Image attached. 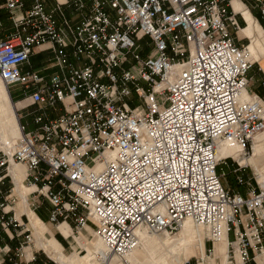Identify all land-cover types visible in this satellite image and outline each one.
I'll use <instances>...</instances> for the list:
<instances>
[{"label": "built area", "instance_id": "obj_1", "mask_svg": "<svg viewBox=\"0 0 264 264\" xmlns=\"http://www.w3.org/2000/svg\"><path fill=\"white\" fill-rule=\"evenodd\" d=\"M234 1L72 0L74 24L62 4L0 0L12 24L0 38V80L58 112L36 116L32 132L20 123L13 150L0 148V264L38 263L29 219L17 218L16 164L35 187L29 208L47 201L49 222L92 227L105 257L125 259L140 228L174 235L186 220L206 226L213 244L226 225L228 264L264 254V186L250 165L217 156L227 144L247 157L264 133V101L247 90L256 61L232 32L244 20ZM249 2L264 23V0ZM45 44L57 68L48 79L24 71ZM229 160L245 194L223 182Z\"/></svg>", "mask_w": 264, "mask_h": 264}, {"label": "crops", "instance_id": "obj_2", "mask_svg": "<svg viewBox=\"0 0 264 264\" xmlns=\"http://www.w3.org/2000/svg\"><path fill=\"white\" fill-rule=\"evenodd\" d=\"M26 2L30 3V7L25 8V10L30 9L32 6V0H25V3ZM43 2L45 3V6H46L48 11H52V10L56 9V7L59 4H62L63 9H64L65 14H66V17L68 19H70L71 22L74 24H76L80 19L79 13L74 11L72 9V7L69 5L70 2H72V0H43ZM246 6H247V8H246ZM234 7H235L236 11L242 12L244 20H245L244 21L242 19V17L239 16V22L241 24V31H239V32L232 31L233 35L235 36L236 43L239 46L249 45L248 47H249L251 53L253 54L252 55L254 58L253 61H256V63L254 64V66L252 67V69L248 73L249 85H248L247 90L249 93L258 95L264 101V23L262 22V20L260 18V14H259L258 10L253 9L251 7L249 0H235L234 1ZM248 9H249V11H248ZM256 11H257V14H255L256 15L255 16L253 13H255ZM57 16L61 20V17L59 15H57ZM3 18H4V20H0L3 23V29H2L3 32H2V36L0 38H6L7 35L12 31V24H11L10 20L7 18L6 15L3 16ZM5 23L8 26H6ZM51 46H52L51 44H45V45H42L40 47H36L34 49V53L31 56V60H30L31 64H30V66L26 65L24 67V71L36 70V71H39L41 73V75L44 76L45 78H47V79L50 78V76L57 70V68L54 66V51L51 49ZM45 54L49 55L48 64L41 66V64H39V63L38 64L33 63L34 59H38ZM20 95L21 96H19L17 99H13L12 98V90H10L11 100H12L13 104H15V106H17L16 112H17V115L19 117V123L25 125L27 128V131L32 132V131L37 130L38 126L35 124L34 119L36 116H38L42 112H45L49 116V118H51V119L56 118L58 116V112H55L49 108L41 110L40 109L41 107L39 105H32V104H30L29 99H24L26 96L23 93L20 92ZM23 111L27 112L28 117H33V122L30 120H25L26 118H24L22 115ZM32 126H34L35 128H32ZM16 138H17V135H16L15 130H14V125L10 124L8 127V139L13 140ZM255 141H257V143H261V145L264 144V138H262L260 136H257ZM223 151L225 152V153L222 152L224 157L228 156V155L234 157V155L236 153H238V150H236V149H227L226 148V149H223ZM229 151H233L234 154H228ZM16 167L17 166L14 165L11 168L10 175L13 178V182H14L16 190H17L15 176L12 174V170ZM20 168H21V171L17 172V176L20 175V177L22 179V181H21V183H22L21 192L26 197L25 198L26 206L24 207L23 205H21L22 199H21V197H19V202L17 203V207H16L17 215L19 217L22 214L26 215L29 219V222H30V217L27 213V211H30L43 223V225H47L46 223H49L51 206L47 201H43L42 205L40 207H37L35 211H33L32 209L29 208L28 195L33 190H35V187H24L23 180L25 178V168L23 166ZM253 168H255V167L253 166ZM57 228L59 230L58 231L59 234L62 237L66 238L69 242L71 241L73 244L80 237L87 238V236L84 234H82L80 237H76L73 234L74 231L72 229V224H69L66 222H61L58 224ZM82 232H86V233L90 232V234L93 235L94 230L92 227H88ZM183 233L187 236H193L195 234L200 235V230L196 229L194 226L190 225V227L183 230ZM227 237H228V239H227ZM227 237L224 236L222 241L214 244V250H215L216 254H218V255L225 254L226 255V253H227L226 252L227 251V240L231 239L230 235H228ZM184 241H185L184 239H180L179 241H177V243H183ZM167 242L172 243V241L169 239L162 241V243H167ZM56 243L59 245V247L61 246L60 243H58V242H56ZM148 243H151L150 240H148V238L143 239L142 240V245H143L142 248H145ZM12 245L14 247H16L17 244H16V242H13ZM206 247L207 246L205 245V243L201 242V244L194 250V254H197L199 256V258L204 259V257H205L204 251L207 250ZM142 248L139 247V249H137L133 252L134 254L132 255V258L130 259L131 263L132 262H134V264H140L141 263V261L136 259L137 256H135V254L142 253L141 252ZM142 254L144 255V253H142ZM40 256H42V255H38V263L37 264H43L45 262V258H46V257H44L45 255L42 256V257H44L43 262L40 261V258H39ZM144 258H145V256H144ZM185 262H188V260H186ZM114 263L115 262H112L111 264H114ZM252 264H264V254L258 256L256 258V260H254L252 262Z\"/></svg>", "mask_w": 264, "mask_h": 264}, {"label": "rangeland", "instance_id": "obj_3", "mask_svg": "<svg viewBox=\"0 0 264 264\" xmlns=\"http://www.w3.org/2000/svg\"><path fill=\"white\" fill-rule=\"evenodd\" d=\"M29 7H30V3L26 2V8H29ZM4 14L5 12L1 14L0 20H4L3 18V16H5ZM253 14L254 15L257 14V11ZM2 32L3 30L2 28H0V37L2 36ZM146 41L147 39H145L143 42L145 43ZM48 58H49V55L45 54L38 59H34L33 63L34 64L39 63L41 64V66H43V65L48 64L49 62ZM251 58L254 59L253 56H251ZM11 90H12L13 99H17L19 96H21L20 87H14ZM127 102L132 107H135L139 104V102L136 100L135 97H133V99H127ZM22 115L24 118H26L25 120H30L33 122V117H28L27 112L23 111ZM32 128H35V127L32 126ZM259 136L264 138V134L259 135ZM0 148H2L1 144H0ZM260 148H261V143H257V141H255V147L248 156H250L251 154L253 155L255 152H258ZM222 152L225 153L224 151ZM222 152L219 155V158L224 157ZM257 157L264 158V154L262 150L260 151ZM232 161L231 160L228 161L229 165H231V169L225 168L227 176L224 177L223 182L227 187L235 190L236 192L245 194L246 193L245 187H242L237 184L236 176L232 173V169L236 167V164L234 167H232V163H233ZM246 165H250L252 168L254 166L250 162ZM259 165L261 167V171H264V160H259ZM253 170H256V167L253 168ZM255 173H256L255 177H257L260 184L264 186V183L261 182V178L258 175L257 170L255 171ZM245 174L246 176L248 175V178L250 177L253 178L252 183H253V186L256 187L257 185L256 179L253 176L252 170L247 168ZM17 202H19V199ZM46 224L47 225H43V239L37 240V241L35 240L36 249L39 251L38 255H42V256L45 255L44 256L46 257L45 261H48V258H47L48 256L41 249V242L44 239L54 240V241L56 240V242L60 243L61 245L60 250L68 258L67 260H71L73 264H102L97 257L98 248L100 249L102 244L100 245V241L98 240V237L96 236L95 232L93 233V235H91L90 232L88 233L81 232L80 234H77L76 232L73 233L76 237H80L82 234H84L88 238L87 239L85 237L84 238L80 237L77 240L75 239L76 241L73 244L71 241L69 242L66 238L62 237L59 234L58 232L59 230L57 228L58 224L51 223V222L46 223ZM188 226L190 227V225ZM193 226L196 229L200 230V235L195 234L193 236H187L183 233L184 229L179 230L174 235L152 234V233L150 234V232H148L147 230H143V232L146 233V236L144 239L148 238V240H150L151 243H148L145 248H142L143 245L141 241V243L134 249V251L139 249V247H141L142 248L141 252L144 253V255L142 253H137L135 254V256H137L136 259L141 261L140 264H181V262L183 261L185 262L186 260H188V263L190 262V264H227V261H226L227 253L226 255L225 254L218 255L216 254L215 250H213L214 244L211 240H208L207 228L198 227L194 224ZM57 236L60 237L62 241H60L57 238ZM230 238L231 239L233 238V233H230ZM166 239L171 240L172 243H168V242L162 243V241ZM180 239H184L185 241L183 243H177V241H179ZM201 242H204L205 245L207 246L206 247L207 250L204 251L205 252L204 260L199 258L197 254H194V250L201 244ZM213 251H214V256H213ZM133 252L129 255V257L127 258V261L124 262V261L114 260L113 261L115 262L114 264H134V262L131 263V260H130L132 258V255L134 254ZM42 256L39 257L41 262H43L44 260V257ZM84 256H86L87 258L81 259V257H84ZM177 258H179V260L182 258V261L180 260L181 262H178ZM48 262H49L48 264H58L55 261H53L51 258Z\"/></svg>", "mask_w": 264, "mask_h": 264}, {"label": "bare ground", "instance_id": "obj_4", "mask_svg": "<svg viewBox=\"0 0 264 264\" xmlns=\"http://www.w3.org/2000/svg\"><path fill=\"white\" fill-rule=\"evenodd\" d=\"M248 49H249V47H248ZM249 52H250V57H251L252 53H251L250 49H249ZM247 96H248V94L245 91L244 95H243V98H247ZM16 107L17 106H15V104H13V102L11 100L9 89L0 80V144L2 145V148L5 149L6 151H12L13 148H14V145H16V143L18 142L19 138L21 137L20 123H19V117H18L17 112H16ZM10 124L14 125V130H15V133L17 135V138L13 139V140H9L8 139V127H9ZM262 134H264V133H261L259 135H262ZM259 135H257V136H259ZM256 137L254 138L253 149L255 147V139H256ZM226 148L227 149H236V150H238V153H236L234 155L235 158L233 156H230V155H228V156L233 157L241 165H246L249 162L251 164H253L256 167L257 173H258V175L261 178V182L264 183V171H261V167L259 165V160H264V158L263 157H259V158L257 157L261 150H262V152L264 154V144L261 145V148H260V150H258V152H255L253 155L251 154L252 156L250 155V156H247V157L242 156L243 152L240 151L237 147H230L227 144H223L222 146H220L218 148L217 156L219 157V155L221 154L223 149H226ZM228 154H234V153H233V151H229ZM225 157H227V156H225ZM16 166L17 167L12 170V174L15 176V181H16V185H17V190H16V187H15L14 193L17 194L19 197H21V199H22V201H21L22 204L21 205H23L25 207L26 206V201H25L26 197L21 192V189H22L21 181H22V179H21L20 175L17 176V172L21 171L20 167L23 166L25 168V166L21 165V164H16ZM102 167H103V165H99L96 168V170H99ZM24 187H31V186H26L24 184ZM27 213H28V215L30 217V228L33 231V236H34L35 240L37 241V240L43 239V223L33 213H31L30 211H27ZM17 218L20 219V217L18 215H17ZM193 224L194 223L191 220H186L184 222V224L182 225L181 229L182 230L183 229H187L189 227L188 225H192L193 226ZM194 225H196V224H194ZM196 226L207 228L204 225H196ZM143 230H147V229L146 228H140V229H138L136 231V237H137L136 245L131 250V252L125 257V259H122V260H119V259H116V258H112L111 256L110 257H105V255H106L105 244H104L103 240L98 237V240L100 241V245L102 244V246H101L102 249L98 248V251H97V257H98V255H100L102 257V259L98 258L99 261L102 264H111L114 260H119V261H124V262L127 261V258L129 257V255L134 251V249L141 243V241L146 236V233H144ZM150 234H151V232H150ZM152 234H156V233H152ZM163 234H165V233H163ZM167 235H170V234H167ZM224 236L227 237L228 235H227V227L223 223V224H221L220 236H219L218 239H216L214 241V244L222 241ZM227 239H228V237H227ZM228 243H229V240H227V255H226L227 264H228V260H227L228 259L227 258L228 257ZM41 249L44 251V253L49 258H51L53 261H55L58 264H73L71 262V260H67L68 258L62 253V251L60 250L59 245L54 240H46V239L42 240ZM213 250H214V248H213ZM213 256H214V251H213ZM85 258H87V257L86 256L81 257V259H85ZM237 259L239 260L238 256H237ZM177 260H178V262H181L182 258L180 259L181 261L179 260V258H177ZM181 264H188V262H184L183 261V262H181Z\"/></svg>", "mask_w": 264, "mask_h": 264}, {"label": "trees", "instance_id": "obj_5", "mask_svg": "<svg viewBox=\"0 0 264 264\" xmlns=\"http://www.w3.org/2000/svg\"><path fill=\"white\" fill-rule=\"evenodd\" d=\"M12 98H13V96H12ZM57 238H58L60 241H62V239H61L60 237L57 236Z\"/></svg>", "mask_w": 264, "mask_h": 264}]
</instances>
